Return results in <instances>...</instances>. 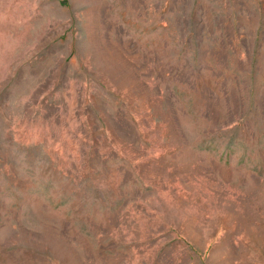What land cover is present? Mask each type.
I'll return each instance as SVG.
<instances>
[{
    "label": "rangeland",
    "instance_id": "1",
    "mask_svg": "<svg viewBox=\"0 0 264 264\" xmlns=\"http://www.w3.org/2000/svg\"><path fill=\"white\" fill-rule=\"evenodd\" d=\"M0 264H264V0H0Z\"/></svg>",
    "mask_w": 264,
    "mask_h": 264
}]
</instances>
